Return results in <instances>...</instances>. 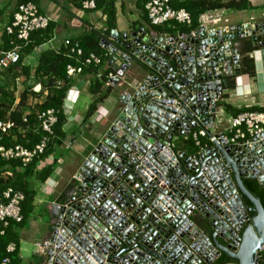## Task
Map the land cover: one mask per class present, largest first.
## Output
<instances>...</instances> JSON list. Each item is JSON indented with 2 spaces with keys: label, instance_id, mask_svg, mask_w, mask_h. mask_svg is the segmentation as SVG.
Here are the masks:
<instances>
[{
  "label": "water",
  "instance_id": "1",
  "mask_svg": "<svg viewBox=\"0 0 264 264\" xmlns=\"http://www.w3.org/2000/svg\"><path fill=\"white\" fill-rule=\"evenodd\" d=\"M262 35L255 23L100 40L125 76L118 114L53 204L40 264H258L264 210L242 181L264 188V144L224 141L190 156L168 144L213 128L227 75L240 76L234 42L261 47Z\"/></svg>",
  "mask_w": 264,
  "mask_h": 264
},
{
  "label": "trees",
  "instance_id": "2",
  "mask_svg": "<svg viewBox=\"0 0 264 264\" xmlns=\"http://www.w3.org/2000/svg\"><path fill=\"white\" fill-rule=\"evenodd\" d=\"M13 6L9 12V0L3 2V9L0 11V22L4 18V26L9 25L12 20L13 13L20 4L33 3L35 0H13ZM85 1H92L94 3L93 11L100 12L101 21L105 30L104 35H110L115 29V0H80L82 4ZM138 8L143 11L144 22L148 24L150 30L157 34H177L192 32L199 26L200 17L207 12H214L218 10L228 11H244L251 10V6L247 0H172L171 7L175 10H184L190 16V25L178 24L176 22L165 23L162 26H153L147 18V13L144 9L147 0H141ZM12 2V1H11ZM37 6V5H36ZM38 7V6H37ZM40 12V11H39ZM2 23V24H3ZM51 23V22H50ZM44 30L35 31L30 34L29 43L23 46V43L16 39L15 35H8L3 27L1 34L0 53L8 51L14 45L21 46L20 61L13 66H10L6 71L1 72L4 77H22V92L19 96V101L14 106V96L12 92L8 91L7 84L0 81V120L12 121L16 125L25 130L22 134L14 133L11 135H0V146L4 148L20 145L27 150H31L43 136L42 132H35L38 126L36 120V112L45 111L48 109L54 110L56 123L52 127V136L47 148L43 154L35 157L30 163L23 166L18 160H4L0 158V193L5 189H12L14 192H19L23 195V200L19 204L20 222H15L11 219L7 220V225L4 227L0 222V264L7 259L8 264H23L19 255V240L20 231L26 226L29 218L33 214V200L35 192L31 186L32 178L39 182L47 180L54 171L55 163L43 168L41 171H36V166L40 160H44L52 153V145L59 144L61 140L65 139L63 126L66 123V118L62 110L63 101L67 91L73 84V79L66 75L67 66H73L79 76L87 77L89 80L88 93L92 96V101L88 107L85 119L94 114L98 105L104 102L113 92L115 87L107 86V75L111 70L107 67L108 56L100 47V40L102 39L101 31L90 29L74 39H70L72 43H77L79 49L84 55L94 53L101 57V63L97 66H84L80 64L75 56H71L69 50L60 46L58 50L47 49L42 51L38 56L37 64L34 67L25 66L23 60L31 54L36 48L48 42L52 38V23ZM237 48V55L239 57L238 66L240 75H246L249 78L255 76V66L251 54L256 48L250 40H240ZM262 46L264 48V35L261 38ZM14 44V45H13ZM57 82L61 86L56 88ZM228 89L234 87L235 81L233 78L227 77ZM35 84L40 85V90L36 92L33 90ZM46 94L42 102L39 101L43 94ZM36 99L37 103H31ZM218 106H223L225 111L235 117L241 113L257 112L264 114V108L251 107L234 109L222 102ZM27 122L23 123V118ZM197 130H192L190 135L181 139L179 150L185 152L187 156L193 155L199 149L210 145V142L205 138H198V145L193 139V134ZM9 171L10 176L4 177L3 173ZM245 189L257 200H259L264 210V188L249 179L242 181ZM245 206L251 207L247 200H243ZM250 216H254L250 213ZM198 224V223H197ZM201 229H205L210 234L209 229L198 224ZM14 245L12 252H7V247ZM229 259L225 255H221L214 264H228Z\"/></svg>",
  "mask_w": 264,
  "mask_h": 264
},
{
  "label": "crops",
  "instance_id": "3",
  "mask_svg": "<svg viewBox=\"0 0 264 264\" xmlns=\"http://www.w3.org/2000/svg\"><path fill=\"white\" fill-rule=\"evenodd\" d=\"M247 1L251 6V10H218L207 12L200 17L199 25H204L207 28H215L230 25L264 23V0ZM13 2V0H9V12L13 6ZM35 2L40 13L50 20L53 27L51 40L36 48L26 57V59L31 61L32 65L37 62L38 56L42 51L58 48L62 46L65 40L81 36L90 29L101 31V36L105 30V28H103V22L101 21L100 12L81 9L80 0H35ZM139 3L142 4V1L115 0V29L112 32L123 34L140 31L142 35L151 34L155 36L156 33L152 32L148 24L143 20L144 14L143 11L138 8ZM1 21L3 23L4 18H2ZM2 23L0 22V44L2 29L4 27V23ZM102 38H111L112 40L111 33L110 35H103ZM234 46L238 48L239 42H234ZM251 57L254 61L255 76L253 78H249L246 75H240L238 77L232 75L228 77H234V87L222 93V96L226 95V99L222 102L234 109H247L251 107L264 108V48H256V50L252 52ZM15 78L4 77L3 74L2 83L4 82L7 84L9 92H13L15 88H18L22 81V77H20L19 81H15ZM124 78L125 76L119 80L120 84L122 80H125ZM89 84L87 77L79 75L74 76L73 84L62 106L66 118V123L63 126L65 139L61 140L59 144H53L51 148L52 153L44 160H40L36 166V171H41L43 168L55 163L53 174L47 180L44 182H39L35 178L31 180V186L35 192L33 200L34 211L25 226L26 228L24 227L19 235V255L23 264H25V260H29L33 255L40 257L39 248L47 238L43 237V239H41L42 242L36 240L40 229V224L37 219L41 217L42 213L50 215L53 204L63 198L67 190L64 189L72 184L73 176L80 168L79 166L78 169L72 171V182L66 187H61L65 180L64 177H62V170L60 168L63 164L61 158L63 150L69 151L76 145L77 149L82 151L85 150L88 155L91 150L89 142L94 134L93 126L102 121L107 114L106 105L109 102L108 99L110 96L98 105L94 114L87 119H85V116L80 117L77 114V108L86 107L88 110L93 99L88 93ZM120 91V85L115 87V93H117V95H119ZM13 96L15 97L14 92ZM45 96L46 94L44 93L40 100H44ZM18 101V98H14V106L17 105ZM37 102L39 101L34 99L31 103L35 104ZM218 109L221 110L226 118L231 116L230 113L225 111L223 106H220ZM221 130L216 129L215 131L219 132ZM175 141L179 142L181 145L180 138H177Z\"/></svg>",
  "mask_w": 264,
  "mask_h": 264
},
{
  "label": "built area",
  "instance_id": "4",
  "mask_svg": "<svg viewBox=\"0 0 264 264\" xmlns=\"http://www.w3.org/2000/svg\"><path fill=\"white\" fill-rule=\"evenodd\" d=\"M5 0H0V11L3 9V2ZM172 0H148L144 6V9L147 13V18L153 26H162L165 23L176 22L178 24L190 25V16L184 10H175L171 7ZM94 3L92 1H85L82 4L83 10H93ZM50 20L42 15L39 12L38 7L33 3L20 4L16 11L13 13L12 20L9 25L4 26V29L8 35H15L16 39L23 43V46L29 43L30 34L44 30L49 25ZM112 33V32H111ZM101 40L112 42L111 38H102ZM100 44V42H99ZM14 45V44H13ZM100 47L106 51L105 55H109L108 51L105 50V45L100 44ZM59 48V47H58ZM58 48H52L58 50ZM62 48L69 50L70 55L75 56L80 64L84 66L94 65L97 66L101 63V57L89 53L84 55L81 49H79L77 43H72L70 40H65L62 44ZM20 51L21 46L14 45L12 49L0 53V73L9 69L10 66L16 65L20 61ZM108 62V61H107ZM25 66L34 67L35 64H31V61L24 59L22 62ZM108 67V66H107ZM109 68V67H108ZM110 69V68H109ZM111 70V69H110ZM230 68L226 73L230 74ZM78 74L77 70L69 65L66 68V75L73 79L74 76ZM231 75H227L230 77ZM122 77L118 76L114 72H110L107 75V86L117 87L120 85L119 80ZM20 77H16L15 81H19ZM114 80H117L118 83L114 84ZM61 86L60 82H57L56 88ZM33 90L36 92L40 90V85L37 84L34 86ZM69 90L67 91V93ZM67 95V94H66ZM66 97V96H65ZM65 99V98H64ZM219 108V107H218ZM218 118H215L213 128L209 129L208 132L202 129H196L197 131L193 134V139L198 145V138L207 139L210 144L226 141L227 145L231 146H243L247 145L251 147V139L258 137L254 142L257 145V149H260V144H264V136L260 137L261 134L264 135V114L257 112H246L241 113L235 117H228L221 112L220 109L217 110ZM223 118V120H221ZM36 120L38 123L37 129L35 132H42L43 136L40 141L31 149L27 150L20 145H16L9 148H4L0 146V158L4 160H18L22 163L23 166L30 163L35 157H38L43 154L44 150L47 148L50 138L52 136V127L56 123V117L54 110L48 109L41 112H36ZM23 123H26L27 120L24 116ZM221 130L219 132L215 130ZM25 130L20 126L16 125L12 121H3L0 120V135H11L14 133L22 134ZM208 135H210L208 137ZM177 138L184 137H175L172 142L168 144V147L171 150H179L175 147L174 141ZM202 149V148H201ZM11 174L9 171L3 173L4 177H9ZM23 200V195L19 192H14L12 189H5L0 193V222L5 227L7 225V220L11 219L15 222H20V210L19 204ZM46 243V242H45ZM45 249L44 243L41 244L39 248V254L42 256V252ZM14 250V245H9L7 247V252H12ZM72 255V253H69ZM258 254V264H264V248L260 247L257 250ZM91 258V256H89ZM103 263H106V259H102ZM94 263V261H92ZM1 264H8V260L5 259Z\"/></svg>",
  "mask_w": 264,
  "mask_h": 264
},
{
  "label": "rangeland",
  "instance_id": "5",
  "mask_svg": "<svg viewBox=\"0 0 264 264\" xmlns=\"http://www.w3.org/2000/svg\"><path fill=\"white\" fill-rule=\"evenodd\" d=\"M131 68L132 69L130 71H132L136 74L140 72L139 66L136 64H134ZM2 80H3V74L0 73V81H2ZM22 90H23L22 82H20L18 88H15L13 90V92L15 93L14 98L19 99V96H20ZM225 99H226V95H223L219 99V102H222ZM108 100H109V102L106 105V108H107L106 113L107 114L104 116L102 121H100L98 124L93 126L94 127L93 128L94 134L92 135V138L89 142V145L91 146L90 147L91 150L97 145V143L100 140V138L102 137V135L105 134V132L109 128L111 122L115 119V117L118 114V110H117V108H118V95H117V93L114 92L113 94H111L110 98ZM39 101L42 102L43 100L39 99ZM86 111H87L86 107L77 108V114L80 117L86 116L85 115ZM216 117L218 118V116H216ZM221 120H223V118ZM174 145H175V147L178 148L180 146V143L174 141ZM86 156H87V153L85 152V150L82 151L80 149H77L76 145H74V147L69 151L63 150V152L61 154L63 164L61 165L60 168L62 170V177H64L65 180H64V183L61 185V187H64V186L66 187L68 184H70L72 182V179H71L72 171H74V169L75 170L78 169V167L83 164ZM68 187L69 186H67L64 190H66ZM63 193H64V191H63ZM192 219L196 223H198L199 225L206 227V222L203 221L202 217H200L199 215L195 214ZM37 221L40 224V229L38 231L36 240L39 242H42L41 239H43V237L47 238V236L50 232L51 217H50V215H48L46 213H42L41 217H39L37 219ZM24 263L25 264H40V258L36 255H33L29 260H25Z\"/></svg>",
  "mask_w": 264,
  "mask_h": 264
}]
</instances>
